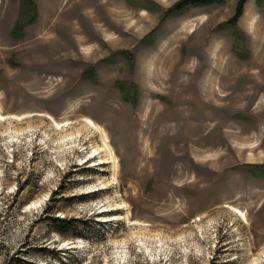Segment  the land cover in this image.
<instances>
[{
  "label": "rangeland",
  "instance_id": "rangeland-1",
  "mask_svg": "<svg viewBox=\"0 0 264 264\" xmlns=\"http://www.w3.org/2000/svg\"><path fill=\"white\" fill-rule=\"evenodd\" d=\"M182 1L0 0V264H264V0Z\"/></svg>",
  "mask_w": 264,
  "mask_h": 264
},
{
  "label": "trees",
  "instance_id": "trees-1",
  "mask_svg": "<svg viewBox=\"0 0 264 264\" xmlns=\"http://www.w3.org/2000/svg\"><path fill=\"white\" fill-rule=\"evenodd\" d=\"M218 0H183L180 2L176 8H182L183 4L185 5H193V6H207V5H212L214 3H217ZM246 0L241 1V7L244 6ZM241 14V11H239L238 16ZM59 222V220H58Z\"/></svg>",
  "mask_w": 264,
  "mask_h": 264
},
{
  "label": "bare ground",
  "instance_id": "bare-ground-1",
  "mask_svg": "<svg viewBox=\"0 0 264 264\" xmlns=\"http://www.w3.org/2000/svg\"><path fill=\"white\" fill-rule=\"evenodd\" d=\"M85 43H83L82 41L80 42V45L82 46V45H84ZM2 118V117H1ZM90 125V127H94V125L93 124H89ZM56 128L58 129V130H61L62 128H63V126H61V125H57L56 126ZM73 140V137H70V138H67V139H65L64 140V142H67V141H72ZM96 153H97V151H95ZM98 154V153H97ZM102 162H104V161H102Z\"/></svg>",
  "mask_w": 264,
  "mask_h": 264
}]
</instances>
